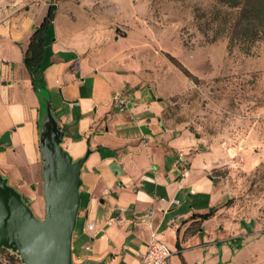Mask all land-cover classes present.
Returning a JSON list of instances; mask_svg holds the SVG:
<instances>
[{
	"label": "crops",
	"instance_id": "1",
	"mask_svg": "<svg viewBox=\"0 0 264 264\" xmlns=\"http://www.w3.org/2000/svg\"><path fill=\"white\" fill-rule=\"evenodd\" d=\"M50 4L56 9L44 34L41 75L66 131L64 147L73 157L91 150L75 259L136 264L155 232L174 250L172 264H214L215 246L226 239L220 232L233 227L222 213L229 196L212 174L224 156L166 119L164 88L174 80L162 65L171 61L146 23L145 1L31 0L0 17L1 171L39 210L38 99L24 55ZM116 91L127 95L123 110L112 100ZM150 210L149 223L139 221Z\"/></svg>",
	"mask_w": 264,
	"mask_h": 264
},
{
	"label": "rangeland",
	"instance_id": "2",
	"mask_svg": "<svg viewBox=\"0 0 264 264\" xmlns=\"http://www.w3.org/2000/svg\"><path fill=\"white\" fill-rule=\"evenodd\" d=\"M25 1L31 0H0V17ZM141 1L146 2L145 20L161 48L197 78L193 82L164 61L162 72L174 80L171 89L164 88L166 119L224 156L212 174L229 196L222 213L233 227L220 232L226 239L215 246L214 264H264V39L249 51L235 47L228 52L226 37L213 40L212 31L198 25L204 18H197V9H207L210 0ZM35 186L39 210L34 199L27 202L41 217V184ZM0 264L23 263L7 250L0 252Z\"/></svg>",
	"mask_w": 264,
	"mask_h": 264
},
{
	"label": "water",
	"instance_id": "3",
	"mask_svg": "<svg viewBox=\"0 0 264 264\" xmlns=\"http://www.w3.org/2000/svg\"><path fill=\"white\" fill-rule=\"evenodd\" d=\"M38 99V145L41 157L44 214H35L22 192L0 169V249L23 264H106L75 259L73 235L82 204L83 166L91 150L73 157L64 147L66 131L51 107L45 85L30 72Z\"/></svg>",
	"mask_w": 264,
	"mask_h": 264
},
{
	"label": "trees",
	"instance_id": "4",
	"mask_svg": "<svg viewBox=\"0 0 264 264\" xmlns=\"http://www.w3.org/2000/svg\"><path fill=\"white\" fill-rule=\"evenodd\" d=\"M207 9L200 12L197 9V18H204L199 27L211 30L212 39L219 37L227 38V51L231 52L237 47L244 51L264 39V0H210ZM55 5L50 4L42 21L33 29L29 36L27 49L24 55V64L29 73L44 85L41 75V64L44 56V34L51 24L55 15ZM169 60L179 68V70L197 82L194 76L175 56L166 53ZM25 200H27L25 198ZM212 211L200 214L201 218H206ZM7 251L0 249V252ZM12 255V254H10ZM13 257V256H12Z\"/></svg>",
	"mask_w": 264,
	"mask_h": 264
},
{
	"label": "built area",
	"instance_id": "5",
	"mask_svg": "<svg viewBox=\"0 0 264 264\" xmlns=\"http://www.w3.org/2000/svg\"><path fill=\"white\" fill-rule=\"evenodd\" d=\"M112 100L117 105L119 110H123L127 107V95L123 91H116L112 96ZM161 200H163V198H161ZM151 214L152 210L142 214L139 221L149 223L148 217ZM87 228L88 230H92L93 224L89 223ZM173 254L174 250H172L165 242L160 240L155 232H152L145 245V249L138 252V261L136 264H172L171 257Z\"/></svg>",
	"mask_w": 264,
	"mask_h": 264
}]
</instances>
